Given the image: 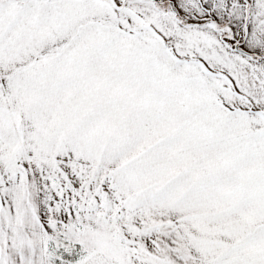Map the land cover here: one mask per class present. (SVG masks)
<instances>
[{"label":"snow or ice","instance_id":"obj_1","mask_svg":"<svg viewBox=\"0 0 264 264\" xmlns=\"http://www.w3.org/2000/svg\"><path fill=\"white\" fill-rule=\"evenodd\" d=\"M0 264H264V0H0Z\"/></svg>","mask_w":264,"mask_h":264}]
</instances>
